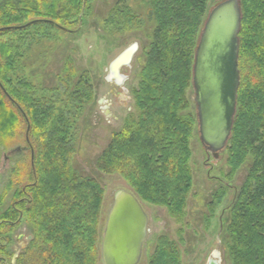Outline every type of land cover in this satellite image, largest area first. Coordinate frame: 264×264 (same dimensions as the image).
Instances as JSON below:
<instances>
[{
	"label": "trees",
	"instance_id": "16d2710c",
	"mask_svg": "<svg viewBox=\"0 0 264 264\" xmlns=\"http://www.w3.org/2000/svg\"><path fill=\"white\" fill-rule=\"evenodd\" d=\"M84 2L86 6L87 0H22L21 9L13 2L2 5L0 39L6 46L7 37L42 23L66 31ZM209 2L151 0L150 16L157 27L135 93L139 116L126 119L96 161L97 171L118 174L141 200L166 206L173 215L185 210L193 186L187 143L194 118L181 113L188 108L185 93ZM241 5L238 110L227 151L229 164L237 167L248 161L249 172L239 195L223 213L228 220L225 228L222 220L221 238L227 239L231 264H264V0H241ZM128 7L126 0L119 3L107 23L118 16L113 21L117 28L128 29L124 22L131 17ZM23 15L27 19L22 20ZM9 50L12 56V46ZM72 66L66 64L63 82H73L76 70ZM0 68H5L1 52ZM86 78L77 82L71 94V84L67 87L69 103L63 99L79 111L93 93ZM4 83L0 77V137L8 136L21 120L26 125L31 184L17 189L9 220L0 222V236L5 233L3 227L12 233L26 221L31 238L15 263L12 255L8 260L7 245L1 239L0 264H96L104 189L97 179L82 176L73 167L72 135L63 123L66 119L69 124L70 114L61 112L54 118L52 109L60 103L23 102ZM179 260L176 245L162 238L150 264H179Z\"/></svg>",
	"mask_w": 264,
	"mask_h": 264
},
{
	"label": "rangeland",
	"instance_id": "374dc122",
	"mask_svg": "<svg viewBox=\"0 0 264 264\" xmlns=\"http://www.w3.org/2000/svg\"><path fill=\"white\" fill-rule=\"evenodd\" d=\"M21 1L0 0V10L11 2L17 3V8L21 9L24 6L20 4ZM120 1L123 0H87L86 6L84 2L81 13L73 17V25L68 26L66 31L42 23L26 33L7 37L6 46L2 38L0 39L2 65L5 67L0 68V77L4 80L6 88L12 87L16 96L23 102L38 100L60 103L58 109H52L53 117L59 118L61 112H64L72 118L69 124L66 119L63 123L72 135L70 140L75 152L72 161L74 169L82 176L97 179L104 189L96 242V264H102L100 248L107 215L112 205V193L122 188L131 190L118 174L107 175L97 171L96 161L108 148L112 135L122 129L126 119L131 115L139 116L135 106V93L139 90L140 73L145 67L153 32L157 27L156 21L150 16L151 0H126L131 14V17H125L124 21L128 29L120 31L118 25L114 24L118 16L110 21H114L113 24L107 23L111 10L118 6ZM220 1L222 0H210L202 28L210 9ZM21 18L25 20L27 16L23 15ZM133 44H138L139 49L130 66L122 69L121 73L126 80L119 86L108 82L110 64ZM11 46L12 56L9 53ZM71 63L76 70V75L72 76L74 80L70 83L63 82L66 80L65 66ZM85 76L88 77V86H91L93 92L92 97L88 95L92 102L88 100L90 97L83 101L79 111L77 106L68 104L70 100L67 97V87L71 84V94L76 90L80 79H87ZM6 81H12L13 84L10 83L9 86ZM20 92H23L24 96L23 93L19 94ZM185 95L189 104L181 115L194 118L193 133L187 143L190 151L189 166L193 175L192 190L187 198L185 210L178 215L171 214L166 206L150 204L137 196L149 216V232L139 264H150L162 238L178 248L179 264H208L209 260L217 257L215 254H219L220 264H231L227 239L221 238V223L223 220L225 228L228 217L223 213L239 195L249 172V162L246 161L237 167L229 164V143L217 160L205 151L198 133L192 78ZM64 98L68 103L63 101ZM51 106L53 108V105ZM105 108L109 110L108 114ZM18 147L22 151L12 154ZM30 162L31 152L26 142V125L21 120L20 125L8 136L0 137V222L9 220V210L17 189L22 190L24 185L31 184ZM3 229L5 233L0 236V240L4 239L7 245L8 260L10 261L12 255L15 263V256L23 253L29 244L31 231L26 221L19 223L12 233L8 227Z\"/></svg>",
	"mask_w": 264,
	"mask_h": 264
},
{
	"label": "water",
	"instance_id": "95a60500",
	"mask_svg": "<svg viewBox=\"0 0 264 264\" xmlns=\"http://www.w3.org/2000/svg\"><path fill=\"white\" fill-rule=\"evenodd\" d=\"M242 20L241 0L220 1L210 9L195 50L192 87L198 133L203 148L215 160L225 152L237 115ZM137 51L138 44H133L110 64L109 80L130 66ZM21 151L18 147L12 154ZM148 225L140 199L127 188L114 191L101 242V263L139 264ZM215 255L208 264H220L219 254Z\"/></svg>",
	"mask_w": 264,
	"mask_h": 264
},
{
	"label": "flooded vegetation",
	"instance_id": "af4514ba",
	"mask_svg": "<svg viewBox=\"0 0 264 264\" xmlns=\"http://www.w3.org/2000/svg\"><path fill=\"white\" fill-rule=\"evenodd\" d=\"M139 49V48H138ZM135 56V55H134ZM109 68H110V66H109ZM122 69L123 68H121L120 70H119V73H118V76L116 75V77L114 76V77H111V79L109 80V77H110V71H109V69H108V77H107V80H108V82H111V83H113V84H115V85H117V86H119V82L118 81H120L121 83L120 84H123L124 83V81L126 80V77H124L123 75H122ZM123 78V80H121ZM105 111H106V113L108 114L109 113V110L107 109V108H105Z\"/></svg>",
	"mask_w": 264,
	"mask_h": 264
}]
</instances>
